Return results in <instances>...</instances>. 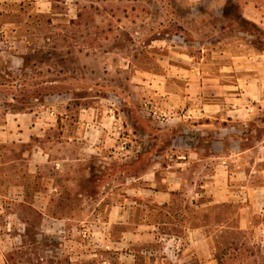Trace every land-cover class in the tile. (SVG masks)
Returning a JSON list of instances; mask_svg holds the SVG:
<instances>
[{
	"label": "rangeland",
	"instance_id": "1",
	"mask_svg": "<svg viewBox=\"0 0 264 264\" xmlns=\"http://www.w3.org/2000/svg\"><path fill=\"white\" fill-rule=\"evenodd\" d=\"M243 110L246 136L219 134L244 135L250 159L264 0H0V264H264V226L244 229L238 201L188 197L196 154L182 170L199 114ZM11 112L41 131L6 137Z\"/></svg>",
	"mask_w": 264,
	"mask_h": 264
},
{
	"label": "crops",
	"instance_id": "2",
	"mask_svg": "<svg viewBox=\"0 0 264 264\" xmlns=\"http://www.w3.org/2000/svg\"><path fill=\"white\" fill-rule=\"evenodd\" d=\"M246 99L242 100L244 101ZM246 112L243 110L227 115L223 112H219L218 114L203 112L199 114L201 118H198L196 125V129L200 130V135L196 136L199 143L196 145H188L190 152L193 153H187L184 156L185 161L183 164L186 166L182 170L186 171L191 168L193 162L191 159L196 154L197 161L202 164H198L199 172L196 174L197 179L193 181L195 186L197 185L199 188L198 191L192 190L188 197L193 201H198L206 196L212 200V203L240 202L241 212L245 216L243 227L244 229H250L251 227L256 228L257 226V228H261L264 226V163L261 165L260 162L263 160L264 154H262L261 149L256 152L254 151L253 157L249 159L250 153L255 149L257 150V148L253 144H246L245 142L247 139H245L246 129L244 125L246 124L247 117H251V114ZM236 120L238 121L237 123H235ZM237 125H240V131L245 136H240L238 133L233 135L227 134L225 136L219 134L221 130L224 131L229 127L235 128ZM4 127V135L6 137L11 138V140L22 138V141L25 142L27 139H31L33 133L37 134L38 130L41 131L42 125L39 118L33 116L32 113L11 112L6 113ZM213 129H217V133L215 134L212 145H209L210 153L207 154L206 143L200 144L199 139L206 140L207 138L202 139V137ZM229 139L233 140L234 144L227 145L226 142ZM195 150H200L205 153L203 155L194 153L196 152ZM31 164L35 168L37 167L34 161ZM201 166L204 169L199 182ZM183 176H181L179 182L180 188L188 182ZM194 184L191 182L190 187ZM178 187L176 183L165 191L153 190V202L166 205L171 200L173 191ZM196 206L200 208L199 205ZM253 214L262 215L257 224L252 220ZM193 230L197 238L202 228L195 227Z\"/></svg>",
	"mask_w": 264,
	"mask_h": 264
}]
</instances>
